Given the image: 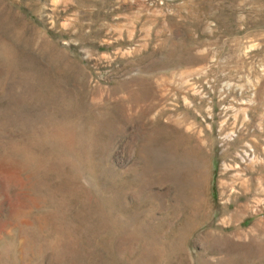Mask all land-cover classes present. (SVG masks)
<instances>
[{
  "label": "rangeland",
  "instance_id": "obj_1",
  "mask_svg": "<svg viewBox=\"0 0 264 264\" xmlns=\"http://www.w3.org/2000/svg\"><path fill=\"white\" fill-rule=\"evenodd\" d=\"M0 264H264V0H0Z\"/></svg>",
  "mask_w": 264,
  "mask_h": 264
},
{
  "label": "bare ground",
  "instance_id": "obj_2",
  "mask_svg": "<svg viewBox=\"0 0 264 264\" xmlns=\"http://www.w3.org/2000/svg\"><path fill=\"white\" fill-rule=\"evenodd\" d=\"M251 150V149H250ZM246 158H248V155H246ZM245 159L244 158H242V161H244ZM238 167H240V166H238ZM240 171V170H239Z\"/></svg>",
  "mask_w": 264,
  "mask_h": 264
}]
</instances>
